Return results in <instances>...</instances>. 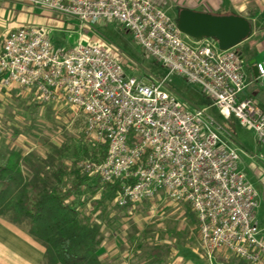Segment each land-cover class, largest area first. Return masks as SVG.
<instances>
[{
	"label": "built area",
	"instance_id": "1",
	"mask_svg": "<svg viewBox=\"0 0 264 264\" xmlns=\"http://www.w3.org/2000/svg\"><path fill=\"white\" fill-rule=\"evenodd\" d=\"M28 1L77 20L81 28L119 24L169 75L147 84L127 75L105 44L56 48L47 31L26 26L0 46V87L32 90L41 103L83 113L86 134L107 150L102 160L81 166L103 184L119 187L120 208L132 213L158 198L187 206L210 260L226 251L247 264H264L258 192L240 169L233 136L208 109H189L164 89L171 75L198 86L223 117L253 130L264 150V109L248 94L249 74L238 50H221L213 38L188 42L151 0ZM255 66L257 80L264 82V64Z\"/></svg>",
	"mask_w": 264,
	"mask_h": 264
},
{
	"label": "rangeland",
	"instance_id": "2",
	"mask_svg": "<svg viewBox=\"0 0 264 264\" xmlns=\"http://www.w3.org/2000/svg\"><path fill=\"white\" fill-rule=\"evenodd\" d=\"M249 1L252 3L247 10L248 15L258 16V19L250 38L236 49L249 70V94L264 109V82L257 80L252 65V62L254 65L264 64V0ZM167 13L174 21L180 14L174 11ZM104 24L83 26L81 30V26L77 25V30L87 38L89 45L102 43L108 46L125 64L127 75L147 84H160L168 77L169 71L157 60L145 55L123 27L115 22ZM66 37L68 40L63 45L68 49L75 48L78 37L69 32ZM184 37L190 43L196 42ZM164 89L189 109H208L209 114L233 136L232 143L241 154L240 168L251 178L250 158L256 159L259 150L253 130L241 125L235 117H223L198 86L177 75L167 79ZM9 95L0 101V156L15 150L24 154L33 153L40 160L42 175L47 176L59 157L63 156L70 168L76 160L75 151H79L82 158L86 149L94 148L93 139L86 134L85 117L78 109L65 104L41 103L34 91L28 89L13 88ZM3 160L0 157V163ZM89 185L94 189L86 188L81 194V199L88 203L80 211L82 215L92 216L103 227L105 241L99 251L101 256L106 258L109 251L118 248L129 253L134 262L154 256L159 259L152 264H170L177 259H172L173 253L191 256L189 249L196 247L202 257H197L200 264H242L229 252H225L227 258L222 261H214V257L210 260L206 256L199 242L197 222L188 214L191 209L187 206L174 205L158 198L154 202L141 204L130 213L117 205V194L104 188L97 189L93 182ZM93 201L100 202V206H91Z\"/></svg>",
	"mask_w": 264,
	"mask_h": 264
},
{
	"label": "trees",
	"instance_id": "3",
	"mask_svg": "<svg viewBox=\"0 0 264 264\" xmlns=\"http://www.w3.org/2000/svg\"><path fill=\"white\" fill-rule=\"evenodd\" d=\"M106 150L95 144L82 158L75 151L70 168L61 156L47 176L42 175L40 160L33 153L15 150L0 156L4 159L0 163V218L27 227L46 250L45 264H109L99 254L105 241L102 225L80 211L88 203L81 194L86 188L94 189L90 182L97 189L119 191L118 186L103 184L99 176L91 177L81 166L86 160H102ZM91 206L97 208L100 202L93 201ZM188 214L197 221L191 210Z\"/></svg>",
	"mask_w": 264,
	"mask_h": 264
},
{
	"label": "crops",
	"instance_id": "4",
	"mask_svg": "<svg viewBox=\"0 0 264 264\" xmlns=\"http://www.w3.org/2000/svg\"><path fill=\"white\" fill-rule=\"evenodd\" d=\"M151 1L163 7L166 12L174 11L176 13H180L182 10L187 9L195 12L209 13L218 16H242L248 20H252L253 27L254 23H256L258 19V16L248 15L247 10L252 3V1L250 2L249 0ZM77 25H80L77 20L63 18L53 12L35 7L28 0H0V46L5 42L11 32L26 26H36L47 31L56 48H67L65 45H63V43L68 40L66 37L68 32L72 36L78 37L75 41V47L80 43L87 44V38L82 36L79 30H77ZM72 40L73 39H71V41ZM253 66L256 67L254 64ZM246 69L249 74L248 68ZM10 92L11 89L0 87V101H2L6 96H10ZM257 155L258 156L256 159L250 158L252 160L250 165L252 177L250 178L245 174L244 175L258 192L259 206L257 209V221L259 228L264 235V150L260 145ZM189 250L192 252L191 256L173 253L172 259L173 257L174 259H177L172 263L170 262V264H195L196 262L200 264V261L197 260V257L201 256L196 250V247ZM45 252V248L32 236H30L27 227L16 226L11 224L6 218H0V264H45ZM225 252L226 251H220L216 253L214 255V261L225 260L227 258V253ZM102 258L109 264H152V262H156L157 259H159L158 257L152 256L151 258L145 260L142 259L140 262H134L135 259L131 257L129 253L122 250L120 251L118 248L109 251L108 257L105 258L102 256Z\"/></svg>",
	"mask_w": 264,
	"mask_h": 264
},
{
	"label": "water",
	"instance_id": "5",
	"mask_svg": "<svg viewBox=\"0 0 264 264\" xmlns=\"http://www.w3.org/2000/svg\"><path fill=\"white\" fill-rule=\"evenodd\" d=\"M179 31L192 39H215L221 50L234 49L250 38L253 32L251 21L237 15H213L182 10L176 21ZM254 62H252V65ZM257 77L256 67L253 68Z\"/></svg>",
	"mask_w": 264,
	"mask_h": 264
}]
</instances>
